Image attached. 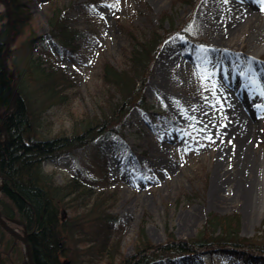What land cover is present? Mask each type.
Masks as SVG:
<instances>
[{
	"label": "rangeland",
	"instance_id": "1",
	"mask_svg": "<svg viewBox=\"0 0 264 264\" xmlns=\"http://www.w3.org/2000/svg\"><path fill=\"white\" fill-rule=\"evenodd\" d=\"M57 1L67 6L71 24L87 36L73 54L58 53L46 41L57 64L73 79L63 99L42 104L38 112L40 137H69L82 132V120L100 116L102 108L107 111L108 93L101 67L104 63L121 67L127 48L123 28L134 32L150 29L160 26V16L167 15L176 23L188 21L185 35L192 43L186 44L187 39L178 33L162 42L142 91L145 108L154 112L153 117L133 106L121 123L124 141L105 140L104 134L88 147L63 149L55 162L43 163L44 170L52 173L59 184L76 177L93 182L89 187L96 194L113 193L110 213L117 224L111 228L112 240H119L118 251L124 257L134 254L141 226L154 245L164 243L166 230L176 239L189 241L210 213L238 215L243 237L264 234V228L259 230L264 219V95L260 94L264 90V5L260 0H114V8L108 1ZM250 4L260 17L244 18ZM49 7L40 0L27 3L31 26L43 36L48 32ZM1 12L6 13V9L0 3ZM227 24L238 26L235 35L226 34ZM161 26L167 28L168 20ZM12 36L10 30L12 60L26 67L30 50L19 45L22 37L10 44ZM35 46L37 55L41 46ZM217 60L229 67L227 78L233 87L247 93L256 122L251 134L239 127L241 117L233 107L234 100L219 95L222 76L215 69ZM202 69L212 73L209 79H201ZM24 74L34 87L31 73L26 69ZM248 78L259 88H249ZM213 82L220 103L212 96ZM33 97L38 104L44 98L38 91ZM163 115L177 125L167 124ZM205 125V131H200ZM209 134L212 141L205 138ZM81 211L78 207V218ZM62 216L68 218L70 214L63 211ZM8 224L23 233L18 222ZM83 224L85 232L99 230L93 222ZM257 241L264 242L261 237ZM18 242L21 253L6 254L10 256L9 264H26L27 249ZM0 254L4 255L1 246ZM202 254L192 263L185 256L172 257L169 264H242L227 254ZM92 264L105 263L98 260Z\"/></svg>",
	"mask_w": 264,
	"mask_h": 264
},
{
	"label": "trees",
	"instance_id": "2",
	"mask_svg": "<svg viewBox=\"0 0 264 264\" xmlns=\"http://www.w3.org/2000/svg\"><path fill=\"white\" fill-rule=\"evenodd\" d=\"M30 1L8 0L13 34L10 44L22 37L19 45H25L31 54L27 66L22 67L15 59L12 60L14 50H8L11 68L16 73L17 95L9 112L0 120L5 130V138L0 134L3 136L0 140V212L6 219L20 223L23 233L27 234L34 264H92L98 260L105 264H157L159 261L169 264L172 257L185 256L193 262L202 253L227 254L243 264H264V242H256L260 237L264 240V234L253 238L241 236L239 217L235 213L224 216L208 214L204 224L189 241L176 239L166 230L164 243L154 245L145 237L144 227L141 226L134 254L124 257L118 251L119 240H112L111 228L117 224L116 217L110 213L113 193L100 191L96 194L92 186L89 187L93 182L76 177L59 184L53 174L43 168L44 162H55L63 149L88 147L104 134L105 139L110 140L113 136L118 143L124 141L121 123L133 106L142 109L148 117L154 116V112L145 108L143 88L160 46L169 35L178 33L187 39L186 44L192 43L185 35L188 21L176 23L171 16L162 15L158 20L160 26L135 30L137 32L123 28L127 48L122 55L121 67L114 68L109 63L101 67L108 93L107 111L102 108L100 116L82 120L79 123L82 132L69 137H40L41 118L38 112L44 106L42 104L63 99L65 90L72 87L73 79L57 64L46 41L58 53L73 54L78 51L79 42L87 36V32L71 24L67 6L57 0H40L50 6L46 16L48 32L46 37L34 32L27 9ZM98 1L114 4V0H88L91 3ZM6 19V13L1 12L0 110L7 106L12 96L11 79L2 66L8 31ZM165 20H168V26L162 28ZM36 43L41 46L37 55L34 54ZM26 69L31 73L34 87H30L24 78ZM37 91L44 97L41 104L36 103L33 97ZM162 118L169 125H177L168 116L163 115ZM78 207L82 209L79 218ZM63 211L69 212L70 216L63 218ZM83 221L93 222L99 230L85 232ZM262 228L264 219L259 230ZM0 246L4 249V255L0 254V264H9L10 256L6 254L11 251L15 254L20 252L19 242L1 228Z\"/></svg>",
	"mask_w": 264,
	"mask_h": 264
},
{
	"label": "bare ground",
	"instance_id": "3",
	"mask_svg": "<svg viewBox=\"0 0 264 264\" xmlns=\"http://www.w3.org/2000/svg\"><path fill=\"white\" fill-rule=\"evenodd\" d=\"M254 17H256V18L260 17V13L259 12H255L253 5L250 4V7L245 12L244 18H246L248 20H252ZM202 18H203V15H202ZM242 22H244V21H242ZM232 25H234V24H227L228 27L226 29V34H228L230 32L231 35H235L237 33L238 26H236L235 28H233V27H231ZM226 34H224V35H226ZM8 47H9V45H8ZM8 50H9V48H8ZM214 64H215V67H216L215 68L216 71L219 72L220 75L222 76V79L220 78L221 90L219 92V95L220 96H223V97L230 98L232 101L234 100V102L236 104V107H235V105H233V107L237 110L236 113H239L240 114V117H241V118H239V120H240V126L239 127L242 128L244 132H246L248 134H251L253 132V129H254V126H255V123L256 122H255V119H253L252 116H251L250 108H249V105H248L247 93L246 92H242L241 93L240 92L241 90L235 89V87H233L232 82L227 78V75H228L229 72L226 70V67H228V66H226L222 62L219 63L218 60L216 62H214ZM179 67L180 68H183V66L181 65V63H179ZM244 70H246V69H244ZM223 72H224V74H223ZM225 75H226V77H225ZM223 76L226 78L225 81L223 80ZM248 80H249L248 81V87L249 88L254 87V86L257 89L259 88L256 85V82L254 80H251L249 78H248ZM249 83H250V85H249ZM258 94H259V92H258ZM243 110H244V112H243L244 115L242 114V111ZM217 181H218V179H217Z\"/></svg>",
	"mask_w": 264,
	"mask_h": 264
},
{
	"label": "water",
	"instance_id": "4",
	"mask_svg": "<svg viewBox=\"0 0 264 264\" xmlns=\"http://www.w3.org/2000/svg\"><path fill=\"white\" fill-rule=\"evenodd\" d=\"M0 3L4 6V8L7 11V25H8L7 36H6V40H5V44H4V50H3V54H2V66H3L4 73L6 75H8L9 78L11 79V92H12V96H11L9 103L0 112V119H2L7 114V112L11 109V107L13 106L17 92H16V75H15L14 71L10 69L9 64H8V58H7L8 48H9L8 47V40H9L10 30H11V10H10L8 0H0ZM0 131H2V132L5 131L2 126H0ZM8 222L9 221L5 220L3 218V216L0 214V227L5 232H7L10 236H12L16 240L20 241L25 246V248L27 249L26 264H34L33 258H32L31 247H30V244L28 243V240H27V234H25V233L20 234L19 232L16 231V229L12 228V226H10L8 224Z\"/></svg>",
	"mask_w": 264,
	"mask_h": 264
},
{
	"label": "snow or ice",
	"instance_id": "5",
	"mask_svg": "<svg viewBox=\"0 0 264 264\" xmlns=\"http://www.w3.org/2000/svg\"><path fill=\"white\" fill-rule=\"evenodd\" d=\"M224 2L227 3L228 0H224ZM260 2H261L262 5H264V0H260ZM117 3H118V0H117ZM109 7L114 8V7H116V4L109 5ZM261 10L264 11V7H262ZM200 74H201V79L202 80H207L212 75V73H208L206 69H202ZM215 88H216V86H215V83L213 82L210 90H211L212 96L214 98H216V103H220L219 97L216 96V90H215ZM260 94L261 95H264V90H262ZM207 99L208 98L205 97V100H207ZM213 107H215V105H213ZM222 108H223V105H221V110H222ZM192 119L195 120V117H192ZM221 126L222 127H226V125H221ZM206 128H207V125H205V128L204 129H200V131H205ZM205 138L208 139L209 141H212V136L210 134L209 135H206Z\"/></svg>",
	"mask_w": 264,
	"mask_h": 264
}]
</instances>
